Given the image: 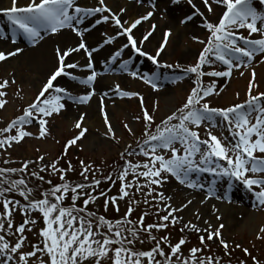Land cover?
<instances>
[{"label": "snow or ice", "instance_id": "obj_1", "mask_svg": "<svg viewBox=\"0 0 264 264\" xmlns=\"http://www.w3.org/2000/svg\"><path fill=\"white\" fill-rule=\"evenodd\" d=\"M135 3L141 5L143 11L128 20L122 19L125 7L114 10L106 0H95L94 3L81 0H26L21 3L20 0H10L7 8L0 9L10 25L9 42L12 44L16 43L18 36L23 35L35 46L43 35L57 34L65 29L79 39L75 46H55L56 65L48 73L35 98L20 115L0 128V150L5 154L13 143L34 135L25 127L34 121L38 125L35 133L38 138L50 135L49 120L65 109V100L81 104L89 101L96 93L93 85L99 75L95 69L94 53L105 45H112L119 37H124L126 42L110 54L106 60V71L114 70L112 65L119 63L123 72L141 80L153 90L161 87L159 81L162 78L171 79L173 83L182 78L179 75L161 77L159 72L132 71L131 55L122 59L125 50L130 49L139 56L147 57L157 69H183L185 74L194 75V86L183 103L170 110V114L159 123L155 122L154 114L144 107L143 95L124 90L119 83L115 84V95L139 98L141 115L134 119L143 120L144 129L135 148L128 145L118 154L123 163L116 165L107 175L93 162L78 159L81 179L74 181L68 178V174L76 170L72 161L65 160L66 167L60 165L69 147H82L77 142L88 131L82 123L84 113L74 123L78 133L67 140L64 151L56 159L45 162L46 154H41L34 160H22L19 167H0V264H220V258L205 254V249L210 251L211 242L219 240L226 254L231 255L230 245L222 236L225 225H214L205 219V226H202L199 223L202 213L198 208L192 212L196 222L185 220L180 213L192 204V199L174 204L173 196L164 191L170 177L185 188L202 190L200 204L209 198L228 202L229 190L238 184L250 193L253 207H264V91H256L259 85L255 71L250 67L257 56L256 63L264 62V0H200L208 13H212L214 4L223 8L215 21L209 20L194 0H187L192 11L183 15L179 23L185 24L200 17L201 25L208 33L205 39L192 36L203 48L196 62L187 66L160 59L172 32L170 27L163 29L162 39L154 52L144 49L145 41L157 27L154 21L149 20L156 12L157 5L156 0H135ZM179 3L180 0H169V4ZM159 11L162 17L164 9L160 8ZM142 22H149L148 28L137 36L133 30ZM107 23L115 27V33H103L97 46L87 44L85 35L92 28ZM0 36H5L3 29H0ZM81 50L87 60L85 64L66 62ZM22 51L20 47L0 49V62ZM242 66L248 68L250 73L246 99L226 107L211 105L210 97L218 95L223 85L218 88L216 79H209L206 83L204 77L226 79L233 70ZM75 69H86L88 74L81 78L74 74L72 70ZM239 74L243 75L242 72ZM61 77H70L87 86V90L75 95L57 83ZM15 82L14 77L0 79V108L7 103V88ZM16 95L20 96L19 89ZM239 95L237 92V98ZM107 96L108 92H105L100 97V113L105 125L103 135L119 141L104 110L103 100ZM201 126L204 128L203 136L199 132ZM218 126L221 129L219 135L211 130ZM124 129L133 134L129 124L125 123ZM136 155L144 159L129 158ZM8 162L4 161L5 164ZM33 164L36 170L30 171L29 166ZM44 172L50 177L57 176L58 182L46 180L41 175ZM201 173L209 174L212 179L207 183L201 182ZM13 175L17 178L12 179ZM29 177L40 183L30 186ZM220 180L225 181L223 194L217 192V181ZM117 182L116 192L112 193ZM44 184L48 187H44ZM102 184H107V187L102 188ZM13 193L22 199H17ZM100 198L105 212L111 206L114 212L120 213V202L123 201L126 205L123 215L109 218L89 209L88 206L95 205ZM66 200L70 203H65ZM141 204L144 208L138 215H133ZM211 208L216 219L220 220L219 210L215 205ZM33 213H38L39 217ZM17 214L22 217L21 221H16ZM150 215L153 216L152 221L146 222V217ZM38 218L42 226H37ZM177 224L181 225L179 231L182 235L172 242L167 230ZM34 227L36 231L33 235L37 240L32 243L28 241V233ZM161 231H164V235L158 236L157 233ZM260 231L264 232V227ZM189 232L197 233L199 246H191L185 254L182 246L189 243ZM257 238H261L259 234ZM137 243H148L150 246L137 248ZM25 245L29 250H24ZM234 247L251 255L249 249L240 244ZM251 259L254 264H261L255 256ZM227 264H232L231 260ZM239 264L246 262L240 260Z\"/></svg>", "mask_w": 264, "mask_h": 264}, {"label": "rangeland", "instance_id": "obj_2", "mask_svg": "<svg viewBox=\"0 0 264 264\" xmlns=\"http://www.w3.org/2000/svg\"><path fill=\"white\" fill-rule=\"evenodd\" d=\"M20 2L25 3L26 0H20ZM81 2L94 3L95 0H81ZM194 2L197 3L202 11H205L203 5L200 3V0H194ZM106 3L114 10H118L120 7H125L126 12L122 16V19L125 20L135 18L143 11L142 6L137 5L135 0H106ZM156 5V12H154L153 17L149 18L150 21H154L157 25L155 31L153 32L156 39L153 47L150 49L145 45L147 42L145 41V50L154 52V49L158 46L162 39L163 29L165 27H170L172 32L169 35L166 49L162 53L160 59L162 61H166L167 63H179L183 66L194 64L200 50L203 48V45L199 44L197 41H194L192 36H198L200 39H205L208 35L207 31L201 25V18L195 17L192 21L186 22L185 24L179 23V20L183 17V15L189 14L192 11L190 5L187 4V0H180V3L176 5L169 4V0H156ZM7 7L0 5V9ZM160 8L164 9L162 17L159 11ZM222 12L223 8L214 4L212 13L205 11V15L209 20L215 21ZM148 24L149 22H142L141 25H138L137 28L133 30L134 33L139 36L141 33L147 30ZM1 28H4L6 32L4 31L5 36L0 37L5 41V43L8 42L9 46H3L4 48L0 47V49L9 50L11 48L10 45H13L9 42V36L11 35L9 31L10 25L2 12H0V29ZM96 28L101 31V40L103 33L107 32L109 35H111L116 31L115 27L111 23L98 25L95 28H92L91 31ZM244 34L247 35V32L245 31ZM49 35L51 34L49 33L47 35H43V38ZM124 42H126L125 38L119 37L115 43L112 45H105L104 48H111L112 52H114V50L118 49ZM16 43H22L25 46L30 45L23 35L18 36ZM129 55L132 57V63L130 65L132 71H138L140 73L159 72L161 77H172L179 75L182 78L175 83H173L171 79L162 78L159 81L161 87L157 90H153L149 85L143 83L141 80L133 78L127 73L123 72L119 67V63L113 65L112 69L114 70L104 71L101 73L100 76L110 77V90L108 92V96L106 97L108 101H103V104L104 110L109 118V123L113 126L114 130L116 131V135L120 139L119 141H113L112 139L103 135L105 125L103 124L102 115L100 113V104L96 105V107L93 108L95 114L93 119L87 120V118L84 116V121L82 123L87 127L88 131L86 132L85 137L81 138V140L77 142V144L82 145V147H69L66 158L60 160V165L65 167V160L72 161L76 170L69 173L68 178L74 181L81 179V177L78 175V159H83L86 163L89 161L93 162L95 165H98L103 169L104 175H107L113 170V168L116 167V165L123 163L118 154L128 145H131L133 148H135L136 141L141 137L144 129V121H137L134 119L136 116L141 115L142 106L139 98H122L118 95H115L113 90L116 83H119L121 88L124 90L139 92L141 95H143L144 107H147L150 113L154 114L156 123H159L163 117L170 114V110H172L174 107H178L180 104H182L184 98L194 86V75L191 73L185 74L183 69H157L152 61L147 57L139 56L130 49L125 50L122 59H127ZM256 59H258V56L251 62L250 67L254 69L256 74L255 79L259 85L256 91H264V62L256 63ZM137 60L140 61L141 64L139 63L138 65L136 62ZM14 61L15 60L10 57L7 61L0 62V79H11L14 77L16 81L14 84H10L6 90L7 103L3 108H0V128L4 127L11 119L22 113L23 108L28 103H31V101L35 98L41 84L46 78L45 76L38 78L36 74H28L29 72H19L16 69H13L12 65ZM139 66H141V68H139ZM240 72H242L243 75H240ZM249 78V69L243 66L238 70H233L231 76L226 79L210 78L207 76L204 77L206 83L209 79H216L218 88L223 85V87L220 88L218 95L210 97L211 105L217 107H226L230 104L245 100ZM73 82L77 85H83L78 81ZM18 89L20 90L19 97L16 95ZM237 92L240 94L238 98L236 96ZM65 104V109L62 110L58 115L54 114L49 120L48 127L50 130V135L45 138H38L35 135V133L38 131V125L34 121L32 124L25 126L28 131L34 134L33 136L24 137L19 143H13L11 148L7 149V154L0 150V167H19L22 160H34L41 154H46L45 162L54 160L57 156H60V154L64 151V146L67 140L71 139L78 133L79 130L74 127V123L80 114L84 113L80 109V111L77 112L78 114L73 115V117H69L66 113V108L69 105L82 104L73 103L67 100H65ZM125 123L129 124V126L133 129V134H129L124 129ZM211 130L217 135H219L221 131L219 126ZM199 132L202 136L204 135L203 126L200 127ZM224 135H228L226 130H224ZM257 155H259V153H257ZM129 158H134L137 160L144 159V157L141 155H136L135 157ZM5 160L9 162L5 164ZM29 170H36L35 165H30ZM41 175H44L46 180L51 179L53 183L58 182L57 176L50 177L47 172L41 173ZM16 178L17 177L15 175L12 176V179ZM28 179L30 181V186L40 183L34 178L29 177ZM199 179L201 182L207 183L210 179H212V177H210L207 173H201L199 174ZM118 184L119 182L113 186L112 193L116 192ZM43 186L48 187L47 184H44ZM101 187H107V184H102ZM175 187L181 190L180 193L182 195H184L187 191V188L179 185L173 178L170 177L168 182L164 185V191H167L169 195L173 196L174 204L179 205L186 199H192V204L189 205V207L182 213H180V215H182L185 220H192L193 222H196L192 212L194 209L198 208L202 213L201 220L199 222L202 226H205L203 225V221L205 219H208L214 225H218L220 223L225 225L224 229L222 230V236L226 241H228L230 245L229 251L231 252V255L226 254L225 249L220 244L219 240H214L211 242V249L210 251L205 249V254L219 257L220 264H227L228 260H231L232 264H239L240 260H244L246 264H254L251 259L252 256H255L261 262V264H264V232L260 231V229L264 227V207H253V201L250 198V193H247L238 184H234L229 190L230 200L228 202L209 198V200L204 204H200L199 201L202 199V190H196L201 193L200 197H195L192 194L187 193L183 199H178L177 192L173 190ZM224 190L225 181H217L218 194H223ZM232 194H234L235 198L232 196ZM12 195L16 196L17 199H22L15 193ZM35 195H38V193H35ZM137 198L142 199V197L139 196H137ZM65 203H70V201L66 200ZM77 203L79 204L80 201H77ZM230 203L237 206L240 205L245 212V215L239 221L238 226L234 229L227 227L222 214V209L225 206H228ZM102 204L103 200L100 198L97 200L95 205L90 204L88 207L89 209L96 210L109 218H116L119 215H123L126 207L125 203L121 201L120 213L114 212L111 206H109L108 211L105 212ZM212 205H215L219 210V214L221 216L220 220H217L216 216L212 213ZM143 208L144 205L141 204L140 208H138L133 215H138L139 211ZM33 215L39 217L38 213H33ZM15 219L16 221H21L22 217L17 214ZM152 219L153 216L150 215L146 217V222H151ZM37 226H42V221L39 218L37 219ZM180 227L181 225L177 224L175 227L167 230L170 233L169 238L172 242L178 240L182 235L179 231ZM35 231L36 228L34 227L32 232L28 233L29 242H36L37 237L33 235ZM258 234L261 237L260 239L257 238ZM157 235H164V231L157 233ZM187 239L189 243L182 246L185 254H187V250L191 246H199L198 235L196 232L187 233ZM235 244H240L243 248H248L251 255H246L241 248L234 247ZM149 246L150 245L148 243L143 245L139 243L136 244L137 248H147ZM24 250H29L28 245H25ZM106 264H110V262H106Z\"/></svg>", "mask_w": 264, "mask_h": 264}, {"label": "bare ground", "instance_id": "obj_3", "mask_svg": "<svg viewBox=\"0 0 264 264\" xmlns=\"http://www.w3.org/2000/svg\"><path fill=\"white\" fill-rule=\"evenodd\" d=\"M10 0H0V5L7 7L9 5ZM3 29L5 32L6 30ZM9 32V31H8ZM10 37V36H9ZM155 34L151 35L150 38L146 42L147 48H152L153 44L155 43ZM86 43L90 46H97L98 42L101 40V31L96 28L90 33L85 35ZM79 39L76 37L74 33H72L70 30L65 29L57 34H51L49 36H46L45 38H42L40 41L37 42L35 46L29 45L25 46L22 43H15L13 45H10L11 48L14 47H20L23 49L22 53L17 54L16 57H12L15 61L13 62L12 68L16 69L17 71L21 72H29L28 74H36L38 78H41L42 76L47 77L48 73L55 67L56 65V59H55V46L57 44L60 45L61 48L75 46L78 44ZM143 46L144 49L146 46ZM6 47L9 46V43H5V41L0 37V47ZM3 47V48H4ZM9 49V50H10ZM111 48H102L97 53H94V64L95 69L99 73L96 81L94 82V87L96 89V93L89 99L87 103H84L82 105H69L67 110V115L69 117H73V115L78 114L77 112L80 111V109L84 112L85 118L87 120L93 119L95 117L94 109L96 105L100 104V97L105 92H109L110 87V77L106 76H100L101 73H103L105 70L106 60L110 57V54H112ZM17 58V59H16ZM78 61L80 64H85L87 62L83 51L81 50L78 54H73L71 57H69V61ZM139 65L141 64L140 61H136ZM110 63V61H109ZM113 67V65H112ZM141 68V66H139ZM74 74L80 75L82 78H85L88 74L86 69H75L72 70ZM119 79V78H118ZM115 81V80H114ZM57 83L60 86H63L70 91L73 92L75 95L82 94L85 90H87V86L85 85H77L75 84L70 77H61L58 78ZM103 101H108L106 97ZM185 189V188H184ZM178 194V199H183L185 194H192L195 197H200V192L193 190V189H186V193L182 195L180 192L181 190L179 188H174ZM172 190V191H173ZM189 191V192H188ZM166 194H168L167 191H165ZM232 196L235 198L234 194ZM222 214L224 217V220L227 224V227L230 229H234L238 226L239 221L241 218L245 215V212L243 208L239 205H233L232 203L228 204V206H225L222 209Z\"/></svg>", "mask_w": 264, "mask_h": 264}]
</instances>
